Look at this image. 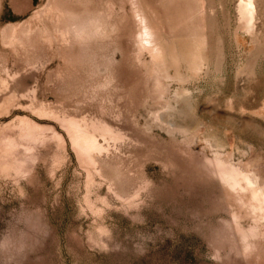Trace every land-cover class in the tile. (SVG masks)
I'll list each match as a JSON object with an SVG mask.
<instances>
[{"label": "rangeland", "instance_id": "374dc122", "mask_svg": "<svg viewBox=\"0 0 264 264\" xmlns=\"http://www.w3.org/2000/svg\"><path fill=\"white\" fill-rule=\"evenodd\" d=\"M239 1L0 0V264H264Z\"/></svg>", "mask_w": 264, "mask_h": 264}, {"label": "bare ground", "instance_id": "6f19581e", "mask_svg": "<svg viewBox=\"0 0 264 264\" xmlns=\"http://www.w3.org/2000/svg\"><path fill=\"white\" fill-rule=\"evenodd\" d=\"M255 3L256 2L254 0H240L239 1V7L241 10V13L247 19V21L251 19V17L253 16V13L255 12L254 11ZM227 171H229V170H227ZM253 194H255V193H253ZM259 202H261V201H259ZM257 204H258V202H257ZM258 206H259V204H258Z\"/></svg>", "mask_w": 264, "mask_h": 264}]
</instances>
